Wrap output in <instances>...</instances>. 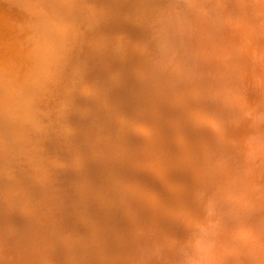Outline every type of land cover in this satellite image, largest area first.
<instances>
[{
  "label": "rangeland",
  "instance_id": "1",
  "mask_svg": "<svg viewBox=\"0 0 264 264\" xmlns=\"http://www.w3.org/2000/svg\"><path fill=\"white\" fill-rule=\"evenodd\" d=\"M252 1L139 0L136 9L114 13L130 16L125 26L84 44L90 51L80 64L67 66L68 89L57 94L52 86L56 99L30 76L59 51L51 28L43 36L22 31L14 41L18 49L0 44V146L6 143V160L13 158L0 161V264H264V90L255 88L264 89V0ZM5 13L11 22L16 17ZM40 40L41 51L34 45ZM246 91L262 99L253 100L258 108ZM8 113L25 117L13 121ZM49 117L58 126L54 134ZM65 120H77L81 130ZM45 135H56L52 144Z\"/></svg>",
  "mask_w": 264,
  "mask_h": 264
},
{
  "label": "bare ground",
  "instance_id": "2",
  "mask_svg": "<svg viewBox=\"0 0 264 264\" xmlns=\"http://www.w3.org/2000/svg\"><path fill=\"white\" fill-rule=\"evenodd\" d=\"M9 1V0H8ZM139 0H13V3H11V5H10V3H7V4H5V1L4 0H0V44H3V43H5V44H8L9 45V47H11L12 46V44L14 45V47L13 48H19L18 46H15L16 45V43L21 39V37H20V39H19V37H18V39L19 40H17V36L19 35V33H21L22 31H27V30H30L28 33H30L31 34V32L32 31H36L37 33H38V35H40L41 36V34L43 33V32H45L46 30H47V28L49 27V28H51L50 30L52 31V35H53V37L55 36V40L57 41H59L58 42V45H59V51L58 52H56L57 54L55 55L54 53H53V55L55 56V57H47V58H49L47 61H46V59L47 58H44L45 59V61H44V64H43V67H42V69L41 70H39V71H37V72H33L34 70V68H32L31 70H32V74L33 75H30V76H33V77H35V78H39V79H41L42 81L41 82H44L43 84H44V86H45V95H46V97L48 98V99H56V98H54V94H52L53 96H51V92H52V86L54 85V84H56V88H54V89H56V93L58 94V92L59 91H64V90H66V89H68V88H64L63 87V83H65L67 80H69L70 79V77H71V73H70V70L69 69H71V68H73V67H76V66H78L79 64H80V62L82 61V59L84 58V55H85V53H87V52H89L90 51V49L89 48H85L84 47V44H88V42L89 41H91L92 40V37L93 36H95V37H99V36H107L110 32H113V30L116 28V29H119V27H117V25H119V26H121V24H122V20H124V19H126V18H128L129 20H130V16L128 15L127 17L126 16H122V17H119V18H117V17H114V13H120L122 10H125V9H132V8H135L136 6H137V4L139 3L138 2ZM151 1V0H150ZM156 1V0H155ZM206 0H202V2H205ZM236 1V0H235ZM241 1H243V0H241ZM252 1V0H251ZM256 1H258V0H256ZM256 1H252L253 3H255ZM10 2H11V0H10ZM146 2V1H145ZM232 2H233V0H232ZM238 2V1H237ZM250 2V1H249ZM264 2V1H263ZM147 3V2H146ZM239 3V2H238ZM241 3V2H240ZM239 3V4H240ZM156 4V3H155ZM205 4V3H204ZM225 4V3H224ZM146 5H148V4H146ZM260 5V4H259ZM103 6H106V9L105 10H100L101 9V7H103ZM216 6H217V4H216ZM228 6V5H227ZM231 6V5H230ZM132 7V8H131ZM143 7V6H142ZM149 7V6H148ZM221 7H222V5H221ZM153 8V7H152ZM255 8H256V5H255ZM258 8H260V7H258ZM136 9V8H135ZM148 9V8H147ZM218 9V8H217ZM216 9V10H217ZM222 9V8H221ZM225 9H226V7H225ZM224 9V11L226 12V10ZM237 9H238V7H237ZM254 9V8H253ZM139 10H140V8H139ZM149 11H150V8L148 9ZM223 10V9H222ZM251 10V9H250ZM13 12L14 13V15L16 16L13 20H12V22L9 20V18L6 16L7 14L5 13V12ZM136 11V10H135ZM143 11H144V9H143ZM153 11V10H152ZM241 11V10H240ZM247 11V10H246ZM156 12V11H155ZM155 12H153V14L152 15H154V13ZM236 12H237V10H236ZM245 12V11H244ZM158 13V12H157ZM156 13V15H159V14H157ZM214 13H216V12H214ZM224 13V12H223ZM249 13V12H248ZM251 13V12H250ZM254 13V12H253ZM131 14V13H130ZM140 15V13H138L137 12V15ZM220 14H221V12H220ZM236 14V13H235ZM245 14H247L246 12H245ZM144 15H147V13L145 14L144 13ZM149 15V14H148ZM259 14H257L256 16H254L255 18L258 16ZM261 15V14H260ZM259 15V16H260ZM262 15H264V14H262ZM223 16V15H222ZM252 16V15H251ZM250 16V17H251ZM132 17H134L133 15H132ZM142 17V16H138L137 17V19H139V20H141L140 18ZM149 17V16H148ZM216 17V16H215ZM224 17V16H223ZM222 17V18H223ZM254 17H253V19H254ZM262 17V16H261ZM123 18V19H122ZM135 19H136V17H134ZM144 18H146L147 19V16H145ZM155 18V17H154ZM232 18V17H231ZM258 18V17H257ZM153 19V18H152ZM156 19H158L157 17H156ZM203 19V21H204V19H205V17H203L202 18ZM213 19V18H212ZM218 19V18H217ZM247 19V18H246ZM251 19V18H250ZM201 20V19H200ZM208 20V18H206L205 19V21H207ZM135 21V20H134ZM144 21V20H143ZM143 21H140L141 23L140 24H143L142 22ZM148 21V20H147ZM195 21V20H194ZM202 21V22H203ZM204 21V22H205ZM213 21H215L214 19H213ZM228 21H230V20H228ZM20 23V25L18 26L19 27V29L17 30V28L15 29L14 28V24H17V23ZM25 22H27V24H28V26H26V29H24L23 30V27L25 28V25H24V23ZM208 22V21H207ZM216 22V21H215ZM100 23H102V24H105V25H100ZM139 23V22H138ZM136 24V29H137V25H139V24ZM198 23V22H197ZM230 23V22H229ZM26 24V23H25ZM124 24V23H123ZM122 24V25H123ZM129 24V23H128ZM159 24H160V22H159ZM132 25V24H131ZM149 25V24H148ZM151 25V24H150ZM235 25V24H234ZM236 25H238L237 23H236ZM13 26V27H12ZM82 26H84L82 29L80 28V27H82ZM123 26H125V25H123ZM129 26V25H128ZM157 26V25H156ZM216 26H218V24L216 25ZM215 26V27H216ZM225 26V25H224ZM242 26V25H241ZM11 27L13 28V32L11 31ZM144 27V26H143ZM231 27H233V26H231ZM245 27H248V25L247 26H245ZM121 28H123V27H121ZM129 28H131V27H128L127 29H129ZM149 28V27H148ZM152 28V27H151ZM151 28H149V29H147V28H144V29H147V30H151ZM153 28H155V27H153ZM219 28V27H218ZM210 29V28H209ZM215 29V28H214ZM232 29V28H231ZM230 29V30H231ZM264 29V28H263ZM45 30V31H44ZM82 30V31H81ZM121 30V29H120ZM138 30V29H137ZM143 30V29H142ZM155 30V29H154ZM154 30H153V32H154ZM156 30H157V28H156ZM155 30V32H157ZM224 30V29H223ZM229 30V31H230ZM117 31H119V30H117ZM123 31V30H122ZM188 31V30H187ZM209 31H211V30H209ZM47 32H48V30H47ZM50 32V31H49ZM48 32V33H49ZM126 32V31H125ZM127 32H129V31H127ZM143 32H145V31H143ZM142 32V34H141V29H140V36L142 37L143 36V33ZM152 32V33H153ZM154 32V33H155ZM220 32V31H219ZM244 32V31H243ZM150 33V32H149ZM34 34H36V33H34ZM127 34V33H126ZM132 34V33H131ZM212 34V32L211 33H209V35H211ZM28 35V34H27ZM44 34H42V36H43ZM49 35V34H48ZM47 35V36H48ZM122 35V34H121ZM150 35V34H149ZM148 34H147V36H149ZM215 35V34H214ZM222 35V34H221ZM237 35H239V34H237ZM237 35H236V37H237ZM31 36V35H30ZM125 36H127V35H125ZM133 36V35H132ZM131 36V39H133V37ZM145 36V35H144ZM147 36H145V38L147 39ZM194 36V35H193ZM215 36H217V35H215ZM223 36V35H222ZM261 36V35H260ZM263 36V35H262ZM261 36V37H262ZM36 37H38V36H36ZM53 37H51L50 36V39L48 40V41H50V40H52L53 39ZM189 37V36H188ZM208 37V36H207ZM210 37V36H209ZM208 37V39H210ZM214 37V36H213ZM218 37H219V35H218ZM15 38H16V40H17V42L16 43H14V41H16L15 40ZM43 37H41V39H42ZM47 39L49 38V37H46ZM52 38V39H51ZM94 38V37H93ZM127 38V37H126ZM144 37H142V39H143ZM198 38V37H197ZM221 38V37H220ZM219 38V39H220ZM224 38V37H223ZM238 38V37H237ZM244 38V37H243ZM263 38V37H262ZM31 39V38H30ZM36 39V38H35ZM34 39V40H35ZM37 39H39V38H37ZM125 39V38H124ZM128 39H129V36H128ZM146 39H144V40H146ZM148 39H151V36L150 37H148ZM207 39V38H206ZM207 39V40H208ZM213 39V38H212ZM217 39V38H216ZM31 40H33V39H31ZM137 39H135V41H136ZM206 40V41H207ZM28 41V40H27ZM27 41H25L24 43H26ZM38 41V40H37ZM37 41H35V44L34 43H32V42H30V43H32V44H29V45H36L37 46V48H39V50L41 51V50H43L44 48H46L45 47V44H44V42H42L41 40V42H37ZM44 41V40H43ZM53 41V40H52ZM121 41V40H120ZM126 43L125 44H127V41L129 42V40H124ZM123 41V42H124ZM134 41V40H133ZM187 41V40H186ZM189 41V40H188ZM198 41V40H197ZM196 41V42H197ZM209 41V40H208ZM262 41H264V40H262ZM45 42H46V40H45ZM51 42V41H50ZM50 42H48V43H50ZM147 42H150V41H148L147 40ZM200 42H202V41H200ZM19 43V42H18ZM131 43V42H130ZM129 43V44H130ZM27 44H28V42H27ZM47 44V43H46ZM53 44V43H52ZM57 44V43H56ZM124 44V43H123ZM122 43L120 44V46L121 45H123ZM264 44V43H263ZM23 45V44H22ZM26 45V44H25ZM92 45H94V44H92ZM141 45V44H140ZM210 45V44H209ZM226 45V44H225ZM49 46V45H48ZM51 46V45H50ZM124 46V45H123ZM122 46V47H123ZM137 47L139 46V45H136ZM223 46V45H222ZM23 47H24V45H23ZM136 47V48H137ZM139 47H141V46H139ZM57 48V47H56ZM121 48V47H120ZM124 48V47H123ZM262 48V47H261ZM9 49V48H8ZM198 49V48H197ZM253 49V48H252ZM262 49H264V47L262 48ZM122 50V49H121ZM120 50V51H121ZM125 50V49H124ZM128 50V49H127ZM127 50H125V51H127ZM200 50V49H199ZM250 50V49H249ZM118 51L119 50H117V53H118ZM119 51V52H120ZM130 51V50H129ZM129 51H127V52H129ZM247 51V50H246ZM260 51V50H259ZM26 52V51H25ZM126 52V53H127ZM198 52V51H197ZM249 52V51H248ZM248 52H247V54H248ZM125 52L123 53V55L124 54H126ZM130 53V52H129ZM220 53V52H219ZM33 55H34V53H32ZM41 54V53H40ZM43 54V53H42ZM48 54V53H47ZM254 54H256V53H254ZM29 55V54H28ZM33 55H31L32 57H34ZM195 55V54H194ZM200 55V54H199ZM262 55V54H261ZM0 56H2V55H0ZM5 56V55H4ZM3 56V57H4ZM48 56V55H47ZM120 56V55H119ZM126 56V55H125ZM192 56V55H191ZM250 56V55H249ZM29 57H30V55H29ZM32 57L31 58H29V60H31L32 59ZM41 57V56H40ZM189 57V56H188ZM187 57V58H188ZM196 57H198V56H196ZM128 59L129 58H131V56H129V57H127ZM248 58V57H247ZM254 58H256L255 57V55H254ZM259 58H260V56H259ZM28 59V58H27ZM39 59H41V58H39ZM28 60V61H29ZM33 60V59H32ZM126 60V59H125ZM133 60V59H132ZM136 60V59H135ZM196 60V59H195ZM213 59H211V61H212ZM247 60V59H246ZM253 60V59H252ZM116 61V60H115ZM127 61V60H126ZM138 61V60H137ZM248 62H249V60H247ZM253 61H256L255 59L253 60ZM252 61V62H253ZM264 61V60H263ZM34 62H35V59H34ZM34 62H32V63H34ZM41 62V61H40ZM45 62H46V65H49L48 67H49V69L47 68V70L46 69H44V68H46V65H45ZM132 63L131 61H128V63ZM198 62V61H197ZM247 62V63H248ZM260 62H261V60H260ZM42 63H43V58H42ZM42 63H40V65L42 66ZM50 63V64H49ZM123 63H125V62H123ZM247 63H246V65H247ZM258 63H259V60H258ZM258 63H255V66H256V64H258ZM9 64V63H8ZM26 64V63H25ZM30 63H28V65H29ZM35 64H37V63H35ZM52 64V65H51ZM114 64V63H113ZM145 64V63H144ZM143 64V65H144ZM193 64H195V63H193ZM198 64V63H197ZM212 64V63H211ZM27 65V64H26ZM45 65V66H44ZM70 66V67H68V69H67V66ZM125 64H123V66H124ZM130 65H133V64H130ZM142 64H141V66H142V68H144V69H146L145 68V66H143ZM41 66H40V68H41ZM128 66V65H127ZM127 66H125V67H127ZM139 66H140V64H139ZM196 66V65H195ZM248 66V65H247ZM246 66V67H247ZM250 66V65H249ZM17 67V66H16ZM36 67V66H35ZM132 67H135V66H132ZM188 67V66H187ZM193 67V66H192ZM246 67H244V69L246 68ZM254 67V66H253ZM260 67V66H259ZM3 68V67H2ZM136 69L135 70H138V66H136L135 67ZM195 68V67H194ZM193 68V69H194ZM264 68V67H263ZM13 69V68H12ZM125 69V68H124ZM129 69V68H128ZM192 69V70H193ZM247 69H249V68H247ZM251 69V70H250ZM249 70H250V73L252 72V68H250ZM36 70V69H35ZM140 70V69H139ZM189 69H187V71H188ZM202 70V69H201ZM248 70V71H249ZM261 70V69H260ZM264 70V69H263ZM191 71V70H190ZM194 71V70H193ZM205 71V70H204ZM214 71V70H213ZM262 71V70H261ZM195 72H196V70H195ZM239 72H240V70H239ZM243 72V71H242ZM242 72H240L241 74H242ZM244 72H245V70H244ZM243 72V73H244ZM5 73V72H4ZM31 73V72H30ZM126 73H127V71H126ZM174 73H175V71H174ZM246 73V72H245ZM244 73V74H245ZM253 73V72H252ZM257 73H258V71H257ZM261 73H264L263 71L261 72ZM113 74V73H112ZM123 74H125L124 72H123ZM128 74H129V71H128ZM211 74V73H210ZM254 74V73H253ZM13 75V74H12ZM126 75V74H125ZM125 75H124V78H125ZM195 75V74H194ZM248 75H251V74H249V72H248ZM259 75H261L260 73H259ZM259 75L257 74V76L259 77ZM263 75V74H262ZM262 75H261V79H262ZM23 76V75H22ZM26 76V75H25ZM123 76V75H122ZM179 76V75H178ZM226 76V75H225ZM244 76H246V75H244ZM121 77V76H120ZM126 77H128V76H126ZM249 77V76H248ZM250 77H252V76H250ZM254 77H256V76H254ZM257 77V78H258ZM263 77H264V75H263ZM27 78V77H26ZM31 78V77H30ZM119 78V77H118ZM123 78V79H124ZM227 78V77H226ZM234 78V77H233ZM253 78V77H252ZM259 78V79H260ZM7 79V78H6ZM248 79V78H247ZM127 80V79H126ZM264 80V79H263ZM40 81V80H39ZM39 81H38V83H39ZM128 81V80H127ZM187 81V80H186ZM3 82V81H2ZM7 82V81H6ZM37 82V81H36ZM40 82V83H41ZM122 82V81H121ZM180 82V81H179ZM8 83V82H7ZM34 83V82H33ZM67 83V82H66ZM123 83V82H122ZM4 84V83H3ZM37 84V83H36ZM207 84V83H206ZM35 85V84H34ZM71 85V84H70ZM150 85V84H149ZM242 85H243V83H242ZM36 86V85H35ZM38 86V85H37ZM40 87V86H39ZM196 87V86H195ZM242 88L244 87V85L243 86H241ZM38 88V87H37ZM75 88V87H74ZM238 89L237 90V92L240 90V92L241 91H243V89ZM255 88H257V90L260 88V89H262V90H259V91H263L264 89L262 88V87H255ZM41 89V88H40ZM194 89V88H193ZM253 89V88H252ZM38 90V89H37ZM36 90V91H37ZM43 89L42 90H40L39 91V93L42 95V93H43V91H44ZM245 90H247V89H245ZM244 90V91H245ZM8 90H6V91H2V92H7ZM249 92H251V90H248ZM248 91H246L247 93H248ZM35 92V91H34ZM33 92V93H34ZM65 92V91H64ZM72 92H73V90H72ZM71 92V93H72ZM246 92L244 93V94H246ZM255 92H258V91H255L254 90V92H252L253 94L255 93ZM53 93H55V92H53ZM252 93H248L249 95H248V97H251L252 96V98L254 97L253 96V94ZM264 93V92H263ZM16 94V93H15ZM237 94H239V92L237 93ZM240 94H243V92L242 93H240ZM8 95V94H7ZM203 95V94H202ZM255 95V94H254ZM9 96V95H8ZM59 96H60V94H59ZM59 96H58V98H59ZM256 96H257V94H256ZM254 97V98H256V99H252V98H250L251 100L250 101H253V100H257V102H258V104L259 103H261V100L263 99V101H264V97L262 98V99H260V102H259V99H257V97ZM53 97V98H52ZM70 97V96H69ZM75 97V96H74ZM38 98V97H37ZM77 98V97H76ZM75 98V99H76ZM43 99V98H42ZM62 99V98H61ZM52 101V100H51ZM54 101V100H53ZM56 101V100H55ZM59 101V100H58ZM61 101V100H60ZM64 102H66L65 100H63ZM69 102V101H68ZM125 102V101H124ZM256 101H253L251 104H253L252 106H254V105H257V104H254ZM43 103V102H42ZM46 103V102H45ZM57 102H55L54 103V105L56 104ZM59 103H63L62 101L61 102H58V104ZM77 103H79L78 101L76 102V104ZM246 103V102H245ZM245 103L243 104V107H245L244 105H245ZM248 103V102H247ZM246 103V104H247ZM5 104V103H4ZM262 104V103H261ZM47 105H48V102H47ZM63 105H65V104H63ZM107 105V104H106ZM248 105H249V103H248ZM55 106H57V104L55 105ZM261 106V105H260ZM36 107V106H35ZM46 107V106H45ZM49 107V106H48ZM248 107V106H247ZM247 107H245V108H247ZM249 107H251V106H249ZM256 107V106H255ZM254 107V108H255ZM37 108V107H36ZM36 108H35V110H36ZM63 108H65V106L63 107ZM62 108V109H63ZM74 108V107H73ZM72 108V109H73ZM103 108V107H102ZM256 108H258V105H257V107ZM7 110H8V108H6ZM12 109V108H11ZM10 109V110H11ZM41 109V108H40ZM68 109V108H67ZM72 109H70L69 111H71ZM1 110H2V108H1ZM6 110V111H7ZM21 110V109H20ZM29 110H31V109H29ZM59 110V109H58ZM76 109H73V111H75ZM126 110V109H125ZM244 110H246V109H244ZM247 110H248V108H247ZM19 111V110H18ZM38 111V110H37ZM47 111V110H46ZM60 111V113L62 112L61 111V109L59 110ZM262 111V110H261ZM4 112V111H3ZM11 112H13V111H11ZM10 112V113H11ZM52 112H53V110H52ZM56 112V111H55ZM64 112V111H63ZM62 112V113H63ZM191 112V111H190ZM2 113V112H1ZM0 113V115H3V114H1ZM15 113H17V115H18V113H22V110H21V112H17V111H15ZM26 113H30V112H26ZM33 113V112H32ZM31 113V114H32ZM49 113V112H48ZM57 113H58V111H57ZM66 113V112H65ZM65 113H64V116H65ZM6 114H7V112H6ZM5 114V115H6ZM9 114V113H8ZM42 114H44V113H42ZM52 114H54L55 116L57 115L56 113H52ZM75 114L77 115V113H76V111H75ZM188 114V113H187ZM4 115V117L5 118H7L6 116ZM11 114H9L8 116V118H10L11 120H13L14 121V119H15V117L12 119L11 118V116H10ZM14 115V114H13ZM16 115V114H15ZM34 115V114H33ZM54 115H52V116H54ZM60 115H62V114H60ZM71 115H72V113H71ZM22 117H20L19 118V116H17V120L19 119V121H20V119H21V121L20 122H22L23 121V118L25 117V115L23 116V115H21ZM40 116V115H39ZM44 116H45V114H44ZM48 116H49V114L47 115V117L45 116V119L46 118H48ZM51 116V117H52ZM58 116L59 115H57L56 117H57V119L60 121V118H58ZM64 116L62 115V118H64ZM161 116V115H160ZM27 117V116H26ZM28 117H30L29 116V114H28ZM27 117V118H28ZM33 116H31V118H32ZM43 117V116H42ZM70 117H72V116H70ZM73 117H75V116H73ZM83 117V116H82ZM187 117V116H186ZM1 118H3V117H1ZM27 118H25V120L27 119ZM66 118V117H65ZM64 118V119H65ZM95 118V117H94ZM99 118V117H98ZM247 118H248V115H247ZM33 120H34V117L32 118ZM55 119V118H54ZM77 119H78V117H77ZM16 120V119H15ZM16 120V121H17ZM24 120V121H25ZM41 119H39V122H38V120H37V123L38 124H40V122L41 123H44L45 124V122H43V120H41ZM49 121H48V123H47V126H49L50 124H52V122H51V119H50V117H49V119H48ZM70 120V119H69ZM68 120V121H69ZM128 120V119H127ZM32 121V120H31ZM30 121V123L32 124V122ZM45 121V120H44ZM61 121H63V120H61ZM65 121H67V120H65ZM67 121V123H70V122H68ZM164 121V120H163ZM186 121V120H185ZM6 122V121H5ZM5 122L4 123H2L3 125L5 124ZM47 122V121H46ZM51 122V123H50ZM54 122H56V120L54 121ZM77 123V120L76 121H74L73 122V120H72V122L70 123L71 124V126H72V124L73 123ZM190 122H191V120H190ZM8 123V122H7ZM9 123H10V125H11V122H10V120H9ZM25 124L27 123V122H24ZM50 123V124H49ZM65 123V122H64ZM63 123V124H64ZM67 123H65L66 125H67ZM16 124V123H15ZM14 124V125H15ZM21 124V123H20ZM28 124V123H27ZM49 124V125H48ZM56 124H57V122H56ZM62 124V123H61ZM62 124V125H63ZM64 124V125H65ZM187 124V123H186ZM2 125V127H4ZM23 126H24V124H22ZM37 125V124H36ZM53 125V124H52ZM52 125H51V127H52ZM61 125V126H62ZM65 125V126H66ZM69 125V124H68ZM75 125V124H74ZM8 126V125H7ZM20 126V125H19ZM27 126H29V125H26V128H27V130H30V128L28 129V127ZM55 125H53V127H54ZM76 127H78L79 125H78V123H77V125H75ZM75 126L72 128V129H74L75 128ZM0 127H1V125H0ZM25 127V126H24ZM46 127V126H45ZM52 127V128H53ZM58 126H56V128L54 129V131L52 130V128H50V126H49V128H50V131H51V133L52 134H54L55 133V130H57L58 128H57ZM59 127H60V125H59ZM69 127V126H68ZM79 127H81V126H79ZM78 127V129H80ZM19 127H17V129H18ZM38 128V127H37ZM36 127H35V129H37ZM48 127H47V129L46 130H48L49 129ZM62 128V127H61ZM67 128V127H66ZM66 128H64V129H66ZM174 128V127H173ZM176 128V127H175ZM22 129H23V127H22ZM25 129V128H24ZM64 129H63V131H64ZM68 129V128H67ZM76 129V128H75ZM77 129V130H78ZM169 129V128H168ZM26 130V131H27ZM39 130H42V128L41 129H38V131ZM60 130V129H59ZM58 130V131H59ZM62 130V129H61ZM71 130V129H70ZM81 130V129H80ZM171 130H172V128H171ZM183 130V129H182ZM247 130V129H246ZM2 131V130H1ZM0 131V133H2ZM22 132H23V130H21ZM50 131H49V134H50ZM57 131V132H58ZM79 131V130H78ZM10 132V131H9ZM20 132V131H19ZM17 133V134H21V133ZM36 132V131H35ZM40 132H42V131H40ZM56 132V133H57ZM62 132V131H61ZM64 132H66V131H64ZM68 132H70L69 130H68ZM68 132H67V134L66 135H72L71 133H69L68 134ZM72 132H74L75 133V131H72ZM79 132H81V131H79ZM78 132V133H79ZM240 132V131H239ZM238 132V133H239ZM14 133V132H13ZM245 133V132H244ZM5 134L7 135L8 134V130H7V133H6V131H5ZM31 134V133H30ZM47 134H48V132H47ZM46 134V135H47ZM59 134H60V132H59ZM88 134V133H87ZM185 134V133H184ZM184 134H182V135H184ZM9 135L10 136H12L11 134H8V137H9ZM14 135H16V134H14ZM25 135H27V134H25ZM46 135H45V137H46ZM61 136H63L64 137V133H63V135L62 134H60ZM59 135V136H60ZM69 135V136H70ZM4 135H2V137H3ZM28 136V135H27ZM54 137L56 136V135H53ZM53 136H51V137H53ZM57 136H58V134H57ZM75 136V135H74ZM82 136V135H81ZM175 136V135H174ZM5 137V136H4ZM51 137H50V135H48L47 137H46V139L48 138V140H50L51 139ZM54 137H53V139H54ZM78 137V136H77ZM127 137V136H126ZM180 137V136H179ZM0 138H1V136H0ZM29 138V137H28ZM43 138V137H42ZM41 138V139H42ZM59 138H62V137H59ZM59 138H57V139H59ZM69 138V137H68ZM67 138V139H68ZM4 139H6V138H4ZM8 139V138H7ZM45 139V138H44ZM52 139V140H53ZM57 139L56 140H53L54 142L55 141H57ZM67 139H64V140H66V143H68L69 142V140H67ZM70 139V138H69ZM77 138H75L74 139V143H75V140H76ZM116 139V138H115ZM114 139V140H115ZM176 139V138H175ZM61 140V139H60ZM60 140H58L59 142H61ZM80 140V139H79ZM79 140H77V142L79 141ZM68 141V142H67ZM126 141V140H125ZM128 141H129V139H128ZM168 141V140H167ZM179 141V140H178ZM2 142V141H1ZM0 142V143H1ZM31 142V141H30ZM45 142V141H44ZM50 142H51V144H52V141L50 140ZM63 142V141H62ZM122 142V141H121ZM169 142V141H168ZM36 143V142H35ZM40 143V142H39ZM56 144H57V142H55ZM55 143H53V144H55ZM64 144H65V142H63ZM69 143H71V142H69ZM81 143V141H79V143L78 144H80ZM129 143H130V141H129ZM247 143H249V142H247ZM15 144V147H16V143H14ZM43 144V143H42ZM59 144H61V143H59ZM73 144V142L70 144V145H72ZM132 144V143H131ZM29 145V144H28ZM69 145V147H71ZM17 146H18V144H17ZM73 146V145H72ZM76 146H77V143H76ZM129 146V145H128ZM1 147V152H3V155H4V157H3V155H2V153H0L1 155H0V157L2 156L3 157V159H5V160H3V159H0V161L2 160V162H4L5 163V161H6V163L7 162H11V161H13L12 159L13 158H10L9 159V161H7L8 160V157L9 156H7V155H11V154H8V153H6L7 151H6V143H5V147H4V149H2L3 148V146H0ZM59 147V146H58ZM79 148L81 147V146H78ZM116 147V146H115ZM124 147V146H123ZM130 147V146H129ZM10 148V147H9ZM18 148H19V146H18ZM77 148V147H76ZM127 148V147H126ZM12 149H13V147H12ZM72 149H74V148H72ZM82 149V148H81ZM112 149V148H111ZM7 150H9V149H7ZM11 150V149H10ZM14 150V149H13ZM13 150H11V152L13 151ZM18 150V151H17ZM15 152H20L19 151V149H17ZM30 150V149H29ZM65 150V149H64ZM79 150V149H78ZM131 150V149H130ZM24 151H26V150H24ZM31 151H33V150H31ZM77 149L75 150V153H77V152H79L80 151V153H82L81 152V150H79V151H77ZM122 151H124V149L122 150ZM248 151H250V149H248ZM29 152V151H28ZM35 152V151H34ZM38 152V151H37ZM119 152H121V151H119ZM127 152V151H126ZM5 153V154H4ZM36 153V152H35ZM71 153V152H70ZM74 153V154H75ZM115 153V152H114ZM128 153V152H127ZM20 155L22 154V152L21 153H19ZM54 154V153H53ZM59 154V153H58ZM72 154V153H71ZM78 154V153H77ZM77 154H75V155H77ZM116 154V153H115ZM13 155L15 156L16 154H14L13 153ZM24 155H25V152H24V154H23V158H24ZM32 155H33V153H32ZM34 156V155H33ZM111 156V155H110ZM131 156V155H130ZM1 157V158H2ZM6 157H7V160H6ZM17 158H19L18 156H16ZM35 157H37L36 155H35ZM40 157V156H39ZM80 156H77V159L79 158ZM121 157V156H120ZM119 157V158H120ZM129 157V156H128ZM138 157V156H137ZM248 157V156H247ZM22 158V157H21ZM31 158V157H30ZM59 158V157H58ZM66 158V157H65ZM88 158V157H87ZM92 158V156L90 157V159ZM124 158V157H123ZM149 158V157H148ZM32 159V158H31ZM38 159V158H37ZM76 159V158H75ZM74 159V160H75ZM80 159H81V157H80ZM115 159V158H114ZM118 159V158H117ZM122 159V158H121ZM245 159H247V158H245ZM16 158H15V162H16ZM59 160V159H58ZM62 160H64V159H62ZM86 159H84L83 161H85ZM132 160V159H131ZM130 160V161H131ZM24 161H26V160H24ZM70 161H72V160H70ZM76 161V160H75ZM79 161V160H78ZM82 161V162H83ZM86 161H88V160H86ZM140 161V160H139ZM245 161V160H244ZM14 162V163H15ZM23 162V161H22ZM36 162H38V161H36ZM49 162V161H48ZM62 162V161H61ZM77 162V161H76ZM140 162H142V161H140ZM145 162V161H144ZM18 163V162H17ZM24 163V162H23ZM43 163V162H42ZM79 163H81V162H79ZM85 163V162H84ZM87 163V162H86ZM135 163V162H134ZM139 163V162H138ZM146 163V162H145ZM243 163V162H242ZM0 164H1V166L2 167H0V168H4L3 167V163H1L0 162ZM3 164V165H2ZM10 164V163H9ZM50 164V163H49ZM111 164V163H110ZM6 165H8V164H6ZM40 165H42V164H40ZM66 165V164H65ZM69 165V164H68ZM139 165V164H138ZM45 166V165H44ZM78 166V165H77ZM116 166V165H115ZM121 166V165H120ZM19 167V166H18ZM63 167H65V166H63ZM77 168V167H76ZM80 168V167H79ZM115 168V167H114ZM120 168V167H119ZM131 168V167H130ZM141 169V168H140ZM139 169V170H140ZM1 170H3V169H0V173H1ZM24 170V169H23ZM29 170V169H28ZM30 170H31V168H30ZM37 170V169H36ZM110 170H111V168H110ZM115 170V169H114ZM132 171V170H131ZM114 172V171H113ZM130 172V171H129ZM112 173V172H111ZM22 174V173H21ZM114 174V173H113ZM24 175V174H23ZM126 175V174H125ZM124 175V176H125ZM123 176V175H122ZM75 177V176H74ZM117 177V176H116ZM47 178H49V177H47ZM77 178V177H76ZM39 179V178H38ZM37 179V180H38ZM111 179V178H110ZM234 180V179H233ZM130 181V180H129ZM235 181V180H234ZM38 182V181H37ZM73 182V181H72ZM31 183V182H30ZM60 183V182H59ZM131 183V182H130ZM235 183V182H234ZM28 184V183H27ZM132 184V183H131ZM130 184V185H131ZM34 185V184H33ZM129 185V186H130ZM230 185H232V184H230ZM234 185V184H233ZM69 187H70V185H69ZM128 187V186H127ZM132 187V186H131ZM228 187V186H227ZM231 188V187H230ZM67 190V189H66ZM72 190V189H71ZM128 190V189H127ZM131 191V190H130ZM227 191H229V190H227ZM226 191V192H227ZM57 192V191H56ZM125 192V191H124ZM37 193V192H36ZM123 193V192H122ZM131 193V192H130ZM60 194H61V192H60ZM68 194V193H67ZM231 194V193H230ZM4 195V194H3ZM40 195V194H39ZM38 195V196H39ZM71 195V194H70ZM222 195V194H221ZM223 197V196H222ZM44 198V197H43ZM226 198H228V197H226ZM16 199V198H15ZM41 199V198H40ZM222 199V198H221ZM49 200V199H48ZM226 200V199H225ZM57 201V200H56ZM218 203V202H217ZM19 204V203H18ZM219 205V204H218ZM23 206V205H22ZM20 207V206H19ZM76 207V206H75ZM222 209H224L223 207H222ZM18 210V209H17ZM19 212V211H18ZM222 212V211H221ZM213 213V212H212ZM223 213V212H222ZM68 214H71V213H68ZM217 214V213H216ZM215 215V214H214ZM213 215V216H214ZM31 217V216H30ZM64 217V216H63ZM62 217V218H63ZM75 218V217H74ZM214 218V217H213ZM10 219V218H9ZM44 219V218H43ZM72 219V218H71ZM94 219V218H93ZM191 220H192V218H190ZM189 219V220H190ZM195 219V218H194ZM70 220V219H69ZM84 220H85V218H84ZM193 221V220H192ZM217 221V220H216ZM187 222V221H186ZM96 223V222H95ZM79 224V223H78ZM193 225V224H192ZM209 225V224H208ZM214 225V224H213ZM80 226V225H79ZM72 227V226H71ZM82 228V227H81ZM11 230V229H10ZM191 231V230H190ZM264 232V231H263ZM72 234V233H71ZM262 236V235H261ZM68 237V236H67ZM75 238V237H74ZM77 238V237H76ZM67 239V238H66ZM100 239V238H99ZM203 239V238H202ZM204 240V239H203ZM68 241V240H67ZM205 241V240H204ZM70 243V242H69ZM75 243H77V242H75ZM93 243V242H92ZM68 244V243H67ZM66 245V244H65ZM86 245V244H85ZM93 245H94V243H93ZM213 246V245H212ZM88 247V246H87ZM90 247V246H89ZM211 246H209V248H210ZM260 247V246H259ZM67 248V247H66ZM76 248H78V247H76ZM212 248V247H211ZM210 248V249H211ZM204 249V248H203ZM209 249V250H210ZM213 249V248H212ZM258 249V248H257ZM94 250V249H93ZM92 251V250H91ZM206 251H208L207 249H206ZM21 253V252H20ZM84 253V252H83ZM210 253H211V251H210ZM212 254V253H211ZM216 254V253H215ZM215 254H213V255H211V256H214ZM73 255V254H72ZM205 257V256H204ZM76 259V258H75ZM213 259V258H212ZM203 260V259H202ZM214 260V259H213ZM76 262V261H75ZM204 262V261H203ZM2 263V262H1ZM21 263V262H20ZM72 263V262H71ZM83 263V262H82ZM75 264V263H74ZM85 264V263H84ZM206 264V263H205Z\"/></svg>",
  "mask_w": 264,
  "mask_h": 264
}]
</instances>
